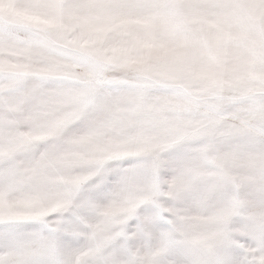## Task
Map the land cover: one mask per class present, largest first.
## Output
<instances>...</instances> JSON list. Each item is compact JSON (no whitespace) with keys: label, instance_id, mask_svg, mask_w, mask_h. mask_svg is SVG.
<instances>
[{"label":"snow or ice","instance_id":"obj_1","mask_svg":"<svg viewBox=\"0 0 264 264\" xmlns=\"http://www.w3.org/2000/svg\"><path fill=\"white\" fill-rule=\"evenodd\" d=\"M0 264H264V0H0Z\"/></svg>","mask_w":264,"mask_h":264},{"label":"clouds","instance_id":"obj_2","mask_svg":"<svg viewBox=\"0 0 264 264\" xmlns=\"http://www.w3.org/2000/svg\"><path fill=\"white\" fill-rule=\"evenodd\" d=\"M227 164H228L229 166H231L232 161H231V160L227 161Z\"/></svg>","mask_w":264,"mask_h":264}]
</instances>
